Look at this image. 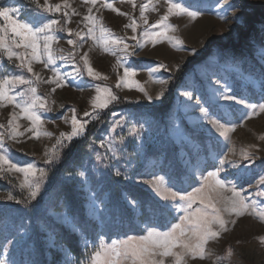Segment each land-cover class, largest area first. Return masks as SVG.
<instances>
[{"label":"rangeland","instance_id":"obj_1","mask_svg":"<svg viewBox=\"0 0 264 264\" xmlns=\"http://www.w3.org/2000/svg\"><path fill=\"white\" fill-rule=\"evenodd\" d=\"M39 2L43 4V0ZM108 2L113 5V8L119 9V12L101 8L100 5L104 3V0H97L95 6L85 3V0H68L71 7L66 9L70 13L73 9L79 13L70 15L67 23V27L76 32L86 31L83 18L88 15V7H93V13L98 18L97 27L93 33L95 39L85 37L79 42L75 61L82 69L79 56L87 52L91 66L100 72L102 77L107 78L94 80L85 72L83 76L68 77L69 82L59 88L54 83L40 82L36 85L37 93L46 99L50 110L40 113L43 123L37 129L38 138L29 131L25 132L24 136L18 137L19 143L5 140L13 162L19 166L33 163L37 167L48 168L49 178L44 181L37 199L30 204L0 199V214H7L10 231L15 233L19 230L17 238L23 237L19 245L9 246L8 252L0 250V258L15 261V264H47V259L49 260L53 254H58V260L54 264H88L91 253L95 250L94 245L99 243L97 237L100 235L104 237L106 243H111L113 240L125 238L126 235L144 234L146 225L154 226L158 230H167L182 213L165 211L163 214L150 215L146 219L139 207L131 211L126 203V200H159L160 203H164L160 196L154 194L149 183L141 182L152 179L154 168L155 175H163L165 171L170 173L183 171L187 174L196 168L206 172L213 170L214 158L218 161L230 148H234L236 153H239L243 148L256 145L254 149L256 160L251 165L245 162L247 172L244 173L243 180L237 184L238 190H243V194L248 196L249 201L255 205V213L246 212L243 217H234L238 223L229 224L226 233H221L220 237L206 245L205 258L197 257L194 260L189 258L188 264H264V242L258 239L264 236V221L260 219V212L264 211V203H259L264 201V196L256 194L257 191L264 192V186L257 185L259 176L264 174V139H261L264 136V112L245 119L244 117L248 115L245 105L235 101H221L219 106L212 108V112L221 123L236 125L234 130L224 137L220 136L208 123L199 108L186 106L189 98L184 95L185 92L192 93L190 103L194 104L197 97H206L212 88L222 92L224 85L227 84L231 94L237 99H245L248 104L264 102V92L259 87V81L264 75V0H231L241 9L239 18L236 20L232 19V9L225 11L217 7L222 4V0H174L201 13L194 20L186 15H173L167 21L175 26V30L169 31L168 35L182 40L184 50L172 47L166 39L155 45L151 41L142 39L143 47L137 49L136 55L128 57L125 61L126 66L136 70L131 78L132 81L138 82L148 95L155 97L162 89L165 95L170 86L176 84V72L172 74L161 69L149 77L147 71L149 68L155 67L158 63L166 64L169 69L175 64L182 66L188 60L198 57L211 43L228 45L226 48L212 46L210 55L200 64L195 65L177 83L173 90L170 108L161 117H153L143 110L126 108L157 105L164 95L158 100L149 101L145 98L144 92L138 90L135 83L131 87L121 85L117 88L118 76L123 75V68L116 66L118 54L105 52L101 46L107 33H101L100 23L115 36L126 38L133 35L130 28L124 27L125 24L130 23L129 17L137 19L138 32L146 28L147 25H143L140 20V4L147 3L148 0H134L135 8L132 0H108ZM49 3L54 5L61 3V0H49ZM152 6L157 10L153 11ZM6 7L19 9L17 13H11V15L20 20H29L37 15L34 5L29 7L21 3H12ZM166 10V0H159V2L152 0V5L145 11L149 24H154ZM221 15L226 18L221 19ZM43 17L62 20L63 11L43 13ZM3 23V18L0 17V24ZM57 36L59 39L53 44L56 50L55 55L60 57L70 53L73 46L69 45L67 40L76 39V37L66 31L57 32ZM126 42L134 43L131 40ZM193 48L196 49V53L191 52ZM18 63L15 58L12 61L3 58L0 63V73L20 74L16 67ZM56 66L63 73L72 72L75 67L73 63L59 58L56 60ZM33 69L39 72L44 80L53 75L49 69L44 68L43 63L34 62ZM24 74L31 76V73H27L26 70ZM170 75L172 79L167 85L155 82L167 79ZM252 81L257 82L256 86H253ZM96 84L110 87L119 100L107 109L98 110L96 117L86 125L85 132L95 125V120L106 110L124 107L121 110H113L109 122L94 138L91 153L80 161L73 175L65 174L62 177L75 180L82 191L84 199L81 206L71 207V204L57 201L56 190L52 187L54 184L52 181L57 174L56 165L54 167L45 165L44 153L55 144L56 137L61 131L71 130L70 122L65 124L63 118H68L70 121L72 109L76 110L78 119H85L83 113L91 110L90 100L96 94L94 87ZM24 87L26 86H18L17 90H23ZM54 88L55 91H52ZM203 106L207 107V105ZM14 111L19 113V109H14L13 105L5 104L0 107V124L7 127L8 120L11 118L10 114ZM121 116L125 117L128 123L111 130L112 125ZM14 123L19 125L21 132L31 125V121L25 116H20ZM129 124H135L138 128L141 124L143 125L138 139L128 135ZM4 130L0 129V131ZM44 131L51 132L53 135L46 136L43 134ZM121 135L126 137L123 144L118 139ZM109 139L120 149L116 159H110L112 154L100 147L101 140ZM141 144L142 147H137ZM64 154H67L66 150L62 153L63 157ZM97 155L103 157V162L96 159ZM233 158L239 159V156ZM116 170L121 172V176L115 175ZM79 172H84L85 175L83 177L75 175ZM227 178L231 179V176ZM22 180L21 173L13 172L0 176V197L11 193L16 200L22 199L25 196V192L19 187ZM131 185L142 188L146 194L142 197L132 196L128 192V186ZM198 186L199 173L197 172L195 178L189 184H185L184 190L191 191L192 187ZM14 187L20 192L19 194L12 192ZM93 197L97 198L98 205L101 200L107 205L103 219L92 212ZM59 205L61 208L57 209ZM55 227L76 234L77 244L84 253L81 259L75 258L65 245L59 243L58 237L54 235ZM8 239H13V236L9 235ZM85 239L89 245L87 248H85Z\"/></svg>","mask_w":264,"mask_h":264},{"label":"snow or ice","instance_id":"obj_2","mask_svg":"<svg viewBox=\"0 0 264 264\" xmlns=\"http://www.w3.org/2000/svg\"><path fill=\"white\" fill-rule=\"evenodd\" d=\"M30 2L34 5V11L37 15L29 20L14 18L11 13H17L19 11L17 8L0 7V17L4 21L3 24H0V63H2L3 58H7L9 61L15 58L19 62L16 67L20 72V74L11 72L8 74L0 73V107L7 104L13 105L14 109H19V113L14 111L10 114L11 118L8 120L7 127L4 124H0V129H5L0 131V176L13 172L23 174V180L20 182L19 187L25 192V196L20 200H16V197L11 193L5 197H0V199L15 200L16 203L25 205L37 199L44 181L49 178V169L37 167L33 163L19 166L12 161L6 148L5 140H13L19 143L18 137L24 136V133L29 131L38 138L39 132L37 129L43 123L40 113L50 109L47 106L46 99L37 93L36 85L43 82L54 83L57 88L63 87L69 82L68 77L83 76L85 72L88 77L94 80L107 78L102 77V74L91 66L87 52L79 56L82 69L75 61L79 42L85 37L95 39L93 33L97 27L98 18L93 13V7L91 6H95L97 0H85V3L91 5L87 10L88 15L83 18L86 31L76 32L67 27L70 15L79 14L74 9L71 13L66 11V9L71 7L68 0H61V3L54 5L50 4L49 0H43V4L39 0H30ZM132 3L135 8L134 0H132ZM166 4V12L154 24H149L145 11L152 5V0H148L147 3H141L140 20L147 27L138 32L137 19L129 17L130 23L125 24L124 27L126 29L130 28L133 35L127 38L115 36L102 23L99 24L101 33H107L101 42L103 50L111 52L113 55L118 54L116 66L123 68V75L118 76L116 87L119 88L121 85L131 87L135 83L138 90L144 92L145 98L149 101L160 99L164 95V90L162 89L155 97L148 95L138 82L132 81L131 78L135 75L136 70L126 66L125 61L128 57L136 55L137 49L143 47L142 39L143 41H151L153 45L166 39L172 47L184 50L182 40L168 35L169 31L175 30V26L167 21L173 15H186L192 20L201 15L199 11L185 7L182 2L166 0ZM100 7L119 12V9L113 8V5L108 0H104ZM217 7L225 11L232 9V19L236 20L239 18L241 9L239 6H235L231 0H222V4L217 5ZM96 10L99 11V9ZM152 10L156 11L157 9L152 6ZM61 11H63L62 20L45 19L43 17V13ZM120 14L128 15L127 13ZM220 18L225 19L226 17L221 15ZM156 29H159V31H156ZM64 31L74 35L76 39L67 40V43L73 46L70 53L57 57L53 44L59 39L57 32ZM126 40H131L134 43L129 44ZM60 51L62 52L63 50ZM191 52L196 53V49H191ZM58 58L73 63L75 65L73 71L63 73L56 66ZM34 62L43 63L44 68L49 69L53 75L44 80L39 72L34 71ZM180 68V64H175L169 69L166 64L158 63L147 71L149 77H152L154 73L159 72L161 69L175 74ZM24 70L27 73H31V76H26ZM171 79L172 75L167 79H160L155 82L167 85ZM252 84L256 86L257 82L252 81ZM18 86L26 87L23 90H17ZM94 87L96 94L90 100L91 110L83 113L85 119H78L75 109H72L70 121L68 118H63L65 124L70 122L71 130L69 132L61 131L56 137L55 144L52 145L50 150L45 151V159L43 161L45 165L54 167L57 162L62 161V153L65 150L68 153L72 151L74 138L80 137L85 133L86 125L89 124L91 119L96 117L97 111L107 109L112 103L119 100V97L113 93L110 87L99 84L94 85ZM259 87L264 92V75L259 81ZM52 91H55V88ZM184 95L189 98V103L186 106L199 108L200 113L207 118L208 123L215 128L220 136L224 137L230 131H233L236 125L221 123L220 119L212 112V108L219 106L221 101H235L238 104L245 105L246 110H248V115L244 117L245 119L264 112V102L248 104L245 99H237L231 94L227 84L224 85L222 92L212 88L206 97H197L194 104L190 103L192 93L185 92ZM203 105H207V107ZM20 116H25L31 121L30 127L25 128L23 132L19 131V125L14 123ZM127 123L126 118L121 116L112 125L111 130H115L118 126ZM142 129V124L139 128L135 124H129L128 135L138 139ZM43 134L46 136L53 135L47 131H44ZM118 139L123 144L126 137L121 135ZM261 139H264V136ZM142 146L141 144L137 147ZM100 147L105 148L107 153L112 154L110 159L117 158V152L120 149L113 145L110 139L107 141L101 140ZM256 147V145H250L248 148L241 149L239 153H236L234 148H230L218 161L214 158L213 163L215 166L213 170L206 172L196 168L193 172L187 174L183 171L171 173L165 171L163 175H155L156 169L154 168L152 179L141 182L149 183L154 194L160 196L164 203H160L159 200H126L128 209L135 211L139 207L146 219L156 213L163 214L165 211H175L182 213L179 215L178 220L171 223L167 230H158L154 226L146 225L144 234L126 235L125 238L113 240L111 243H106L104 237L100 235L97 237L99 243L94 245L95 250L91 253L88 264H188L189 258L193 260L197 257L204 259L207 255L206 245L220 237L221 233H226L229 224L235 225L238 223V220L234 217H243L246 212L254 214L256 211L255 205L249 201L248 196L243 194V190H238L237 188V184L243 180L244 173L247 172L245 162L251 165L256 160L254 151ZM237 155L239 159H234L233 157ZM96 159L103 162V157L100 155H97ZM197 172L199 173V186L192 187L191 191H185V184H189L195 178ZM68 175L72 176L73 173H68ZM75 175L83 177L85 173L79 172L75 173ZM115 175L121 176V172L116 170ZM228 176H231V179H228ZM257 185L264 186V174L259 176ZM256 194L264 196V192L257 191ZM96 199V197H93L92 212L98 218L103 219L104 213L107 211V205L103 200L98 205ZM170 202L171 206H169ZM259 203H264V201ZM145 204H147V207H145ZM260 219L264 221V211L260 212ZM73 230H76L75 225ZM18 233L19 230L15 233L10 231L7 214H0V236H2V239H0V250L8 252L9 246L19 245L23 237L17 238ZM9 235L13 236V239H8ZM258 239L264 242V236H260ZM88 246L87 239H85V248ZM0 264H15V261L0 258Z\"/></svg>","mask_w":264,"mask_h":264},{"label":"trees","instance_id":"obj_3","mask_svg":"<svg viewBox=\"0 0 264 264\" xmlns=\"http://www.w3.org/2000/svg\"><path fill=\"white\" fill-rule=\"evenodd\" d=\"M12 3H21L27 5L29 7H33V4L30 0H0V7H6ZM217 45L220 48H226L228 44H218L211 43L207 46V48L196 58L188 60L183 64L178 72L175 75V86L182 80L195 65L200 64L204 61L207 56L210 55L211 47ZM175 86H170V89L165 93L162 97L161 101L157 105L152 106H129L126 107L129 110H143L148 112L151 116H159L161 117L165 112L170 108L172 99H173V90ZM124 106H120L119 109H108L104 113L98 116L95 120V125H92L82 137L74 140L72 142V151L70 153L64 154L61 163L56 164V176L53 179V189L55 188V197H57V201L61 200V203H68L73 205L81 206L83 201L82 191L80 186L77 184L75 180L72 179H64L62 178L65 174L73 173L74 170L79 166L80 161L88 156L91 151V145L95 137H97L100 130L109 122L111 113L113 110H121ZM12 187V186H10ZM128 192L132 194L134 197H142V195L146 194L142 188H139L135 185L128 186ZM11 189V188H10ZM14 194H19L16 187L12 190ZM22 198L21 196H18ZM61 205L57 207L60 209ZM54 235L58 237L59 243L65 245L68 250L73 254V256L77 259H81L83 257V252L81 251L80 246L77 244V236L74 232L64 230L62 228L55 227ZM59 255L53 254L49 260L47 259V264H54L58 260Z\"/></svg>","mask_w":264,"mask_h":264}]
</instances>
